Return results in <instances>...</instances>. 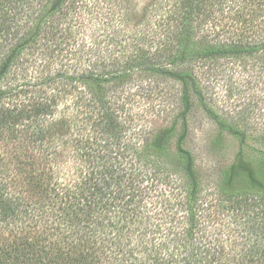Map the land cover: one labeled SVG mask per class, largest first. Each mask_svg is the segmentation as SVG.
Masks as SVG:
<instances>
[{"label":"trees","instance_id":"16d2710c","mask_svg":"<svg viewBox=\"0 0 264 264\" xmlns=\"http://www.w3.org/2000/svg\"><path fill=\"white\" fill-rule=\"evenodd\" d=\"M134 5L0 0V264H264V141L204 83L219 59L264 64V0ZM156 85L174 106L145 129L126 107ZM195 107L213 153L236 145L209 171Z\"/></svg>","mask_w":264,"mask_h":264},{"label":"rangeland","instance_id":"374dc122","mask_svg":"<svg viewBox=\"0 0 264 264\" xmlns=\"http://www.w3.org/2000/svg\"><path fill=\"white\" fill-rule=\"evenodd\" d=\"M151 0H134V6L139 13ZM261 61V60H260ZM204 77L205 93L211 97L216 111L229 121L245 126L254 138L264 141V64L262 61L250 62L240 60L219 59L210 64ZM160 86L140 90L139 96L126 108L129 113L143 115L141 124L145 129H158L165 125L170 109H173L171 99H163ZM172 92L176 85L169 83ZM191 134L188 146L193 151L197 165L209 171L221 162V157L231 155L236 149L232 141H228L221 154L213 153L208 142L215 134L214 122L204 112L195 107L190 116ZM256 147H264L260 144ZM220 153V154H219ZM220 155V156H219Z\"/></svg>","mask_w":264,"mask_h":264}]
</instances>
